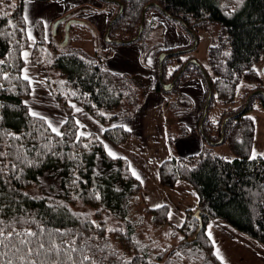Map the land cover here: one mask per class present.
Returning <instances> with one entry per match:
<instances>
[{
    "label": "trees",
    "instance_id": "16d2710c",
    "mask_svg": "<svg viewBox=\"0 0 264 264\" xmlns=\"http://www.w3.org/2000/svg\"><path fill=\"white\" fill-rule=\"evenodd\" d=\"M234 1L235 5H229L228 0H98L95 9L89 5L79 9L92 15L105 12L108 25L122 4L123 11L113 22L110 36L122 33L127 39L137 35L143 9L150 2L181 18L183 24L151 5L145 12L142 33L130 42L141 43L143 60L149 50L158 49L153 57L156 79L151 88L162 93L163 82L173 81L191 57L184 55L183 59L186 52L167 55L160 79L161 52L178 49L161 46L160 38L153 42L158 34L161 37L163 21L181 23L196 35L212 22L218 23L217 40L209 47L213 74L189 63L174 80L173 90L192 77L205 81L197 122L200 127L209 85L208 111L215 94L223 103L233 104L238 83L258 78L255 64L264 52V0ZM109 2L117 6L116 11L102 8ZM55 21L47 31L43 20L38 19L31 40L22 0L0 2V152L6 154L0 157V207L4 208L0 219L18 220L14 231L27 227L40 233V239L59 230L53 239L64 247L69 242L74 244L77 250L70 255L76 264H81L82 254L94 264H226L216 254L207 232L212 218L222 219L264 244V157L250 156L255 131L250 111L255 98L264 106V95L253 94L246 110L230 117L224 127V117L240 111L247 97L237 110L225 109L217 123L207 113L199 130L209 140L228 137L236 157L204 151L161 162L163 186L172 187L185 179L199 196L198 207L188 209L184 222L175 225L169 221L168 204L150 207L143 201L142 183L128 159L112 156L101 137L81 129L73 113L75 105L82 107L105 125L106 139L114 144L125 142L131 131L118 121L139 109L141 78L107 69L99 53L87 56L65 49L61 42L67 22L71 21L69 30L88 22L83 16L71 14ZM31 44V62L47 70L51 91L67 113L58 128L62 135L51 131L45 116H33L26 102L32 82L24 79V50ZM173 60L178 64L167 75V63ZM146 79L153 82L152 77ZM139 201L144 205L141 208ZM0 252L6 253L0 256V264L65 260L68 255L37 256L23 247L19 252L11 248H0Z\"/></svg>",
    "mask_w": 264,
    "mask_h": 264
},
{
    "label": "rangeland",
    "instance_id": "374dc122",
    "mask_svg": "<svg viewBox=\"0 0 264 264\" xmlns=\"http://www.w3.org/2000/svg\"><path fill=\"white\" fill-rule=\"evenodd\" d=\"M22 2L24 14L29 25V36L31 40L34 39L33 25L38 19L43 20L47 31H49L58 18L61 20L67 19L71 14L83 16L88 22L82 25L76 24L71 27V29L67 30L61 44L64 43L65 49L67 50L76 49L87 56H93L95 53H99L107 69L121 72L129 77L132 75L140 77L142 84L138 87L139 106H143L145 101L149 99L151 96L150 91L154 90L151 87H153V83L156 79L153 57L158 49L149 50L147 58L143 60L141 43H117L106 40L105 33L108 27L106 24L107 14H104L105 12L93 13L94 15L86 14L85 11L81 12L79 9L87 5L93 6L91 9H95L94 7L100 4L98 0H22ZM230 3L231 5L236 4L234 0H228L229 5ZM116 7L115 4L109 2L103 4L102 8L108 11L115 9L116 11ZM219 28L220 25L218 23L212 22L207 29L199 30L197 32L198 43L196 47L186 52V54H182L183 59L185 58L184 55H190V58H195L204 70L213 74L209 62V47L217 40ZM161 33V37H159V34L158 36L156 34L157 37L154 38L153 42H156L160 38L162 39L161 46L164 47L174 46L178 47V49H186L194 43L193 34L185 29L181 23L175 21L165 19L162 23ZM111 38L127 40L126 35L122 33L112 34ZM151 45L153 44L151 43ZM31 46L32 44L24 50L26 64L23 74L32 82V92L26 102L30 105L32 112L45 116L52 127L59 128L61 122L66 118L67 113L65 109L58 104L51 91L47 80V70L31 62ZM137 50L141 52L140 57L136 55ZM25 53H27V56H25ZM135 57H138L141 61L142 69H139L138 61ZM188 60L189 59H187V61ZM177 64L178 61L176 60L168 62L166 74L169 75ZM255 67L257 69L258 78L255 80L242 79L238 83L235 93V102L233 104L223 103L220 98H218L217 94H215L214 103L208 111V118L213 123L218 122L225 109L237 110L242 105L244 97H247L250 92L257 88L264 90V52L255 64ZM150 76L153 78V82L152 79L150 81L146 79L147 77L151 78ZM196 79L201 78L192 77L181 83L176 90H173L172 87L170 90H165V93H162L165 102V114L168 118V139L175 156L188 157L199 154L200 152L210 151L211 153L219 154L226 158H234L237 154L231 148L228 137L221 136L216 140H209L199 131L200 127L197 126L194 119L195 114L199 111V102H197L199 98L193 92L195 89L194 81ZM165 83H163V88ZM246 93H248V95H246ZM135 114L136 113H134V115ZM250 115L255 120V131L250 156L255 157L260 155L264 157V106L257 98L253 100V109L250 111ZM87 116V118L81 116V119L87 125L86 129H91L96 135L98 133L100 134L103 127H100L98 130L95 124L100 125L101 123L90 115L87 114ZM123 118L124 117H121L118 122L121 123ZM224 118L227 117L225 116ZM89 120H92V123H89ZM224 120L225 119H223V122ZM193 130L201 134L202 141L204 142L202 147H197V143L192 137ZM100 135L103 137V140H107L104 136V131L103 134ZM105 145L107 151L110 153L114 151L116 153L122 152L121 147H117L110 142ZM138 204L139 207L144 206L141 201H139Z\"/></svg>",
    "mask_w": 264,
    "mask_h": 264
},
{
    "label": "crops",
    "instance_id": "0c3cea01",
    "mask_svg": "<svg viewBox=\"0 0 264 264\" xmlns=\"http://www.w3.org/2000/svg\"><path fill=\"white\" fill-rule=\"evenodd\" d=\"M140 54L141 52L137 50L136 55L140 57ZM135 58L138 61L139 69H142L141 61L138 57ZM194 86L193 92L199 98L197 100L199 111L194 116L197 124L206 83L202 78L196 79ZM150 92L151 96L134 116L122 119L120 124L131 131L130 137L125 142L114 144L108 139L103 140L100 134H103L105 125L102 123L95 124L98 130L103 127L102 132L97 135L102 138L104 144L110 142L121 147L122 152L114 151L112 153L115 155L112 156H122L128 159L132 172L142 183L141 197L147 206L157 207L168 204L170 207L169 221L175 225H181L184 222L186 211L198 207L199 196L194 186L185 179L177 180L172 187L163 186L160 182L159 166L161 162L175 156V153L168 139V118L165 114L164 96L157 90ZM73 113L81 125V129L87 133L92 132L91 129H86L87 125L81 119V116L87 118V114H90L78 105L74 106ZM89 123H92V120H89ZM192 133L197 147H202L204 142L201 134L195 130ZM207 232L211 233L209 236L214 241L216 254L226 264H264V244L222 219L212 218L207 224Z\"/></svg>",
    "mask_w": 264,
    "mask_h": 264
},
{
    "label": "snow or ice",
    "instance_id": "6c2138e0",
    "mask_svg": "<svg viewBox=\"0 0 264 264\" xmlns=\"http://www.w3.org/2000/svg\"><path fill=\"white\" fill-rule=\"evenodd\" d=\"M0 2H2V0H0ZM25 56H27V53H25ZM24 79H28V77L25 76ZM77 111L80 110L77 109ZM32 115L36 116L38 114L36 112H33ZM51 131L53 133H56L57 135H62V133H60L59 129L56 127H51ZM77 139H79V137H77ZM110 154L115 155L114 153H110ZM5 155H6L5 153L0 152V157H3ZM0 171H2V169H0ZM133 174L135 175V173ZM3 213H4V208L0 207V214ZM16 223H19V221L15 219L13 220V222H6L0 219V248H11L14 249L15 252H19L20 248L23 247L24 249H26L28 253L35 252L37 256L41 254L45 256L54 255L57 258L60 257L62 254H68L66 255L65 260H59V259L48 260V261L32 260L31 264H76V261L73 260L70 255L72 251L77 250L74 244L72 242H69L68 247H64L63 243L61 244L55 243L53 237L59 232V230H56V232L45 233L46 238L40 239L39 238L41 235L40 233L36 231H31L27 227H23L22 230L18 232L14 231ZM208 234L211 235L210 232ZM17 245H19L20 247H17ZM3 255H6V253L0 252V256ZM84 261H88V264H94V262L90 257L82 254L81 264H83Z\"/></svg>",
    "mask_w": 264,
    "mask_h": 264
},
{
    "label": "water",
    "instance_id": "95a60500",
    "mask_svg": "<svg viewBox=\"0 0 264 264\" xmlns=\"http://www.w3.org/2000/svg\"><path fill=\"white\" fill-rule=\"evenodd\" d=\"M151 5H156V6H158V7H159L161 10H163V11L165 12V14L168 15L169 17H171V18H173V19H175V20H177V21H179V22H181V23L183 22V21L181 20V18L176 17V16H173V15H171L170 13H168L167 11H165V10L163 9V7H162L161 5H159L158 3H156V2H150V3L146 4L145 7H144V9H143V12H142V20H141L140 27H139V30H138L137 35L134 36L133 38H130V39H127V40L113 39V38H111V36H110V30H111L112 24H113V22L115 21V19H116V18L119 16V14L123 11V6H122V4H120L118 11L116 12V14L113 16V18L110 20V22H109V24H108V27H107V30H106V33H105L106 40H108V41H113V42H117V43H130V42H132L134 39H136V38L142 33L143 25H144L145 12H146L147 8H148L149 6H151ZM70 23H71V22H68L67 25H66L67 30H68V27H69ZM182 24H183V23H182ZM189 31H190V30H189ZM190 32L193 34V37H194V43H193L192 46H190V47H188V48H186V49H177V50H173V51H163V52H161V54H160V56H159V72H160V79H161V80H162V63H163L164 58H165L167 55L170 56V55L177 54V53L188 52V51H190V50H192V49H194V48L196 47V45H197V43H198L197 35H196V33H195L194 31H190ZM64 42H65V40H64ZM62 45H64V43H62ZM189 63H195V64H197L198 66H200L201 70L205 73V70L202 68L201 64H200L195 58H191V59H189L187 62H185L183 68H182L181 71L177 74V76L174 78V80L179 76V74L185 69V67H186ZM174 80H173V81H170V82H167V83H165V82L162 81L163 83H165L164 89H165V90H170V89L174 86ZM257 92H260V93H262V94L264 95V90H263V89H259V90H255V91L251 92V93L247 96L246 101H245V103H244V105H243V107L241 108L240 111H238L237 113H235V114H233V115H229V116H227V118H224L225 120H224V122H223V127H224V124L226 123V121H227L230 117L235 116V115H239V114H241L242 112H244V111L246 110V107H247V105H248V102H249L251 96H252L253 94L257 93ZM211 94H212V90H211V87H210V85H209V87H208V93H207V98H206L205 105H204V109H203V113H202V118L200 119V129H201V130H202L203 122H204V120H205V118H206V116H207V113H208V104H209L210 99H211ZM223 127H222V129H223ZM222 137H223V135H222Z\"/></svg>",
    "mask_w": 264,
    "mask_h": 264
},
{
    "label": "flooded vegetation",
    "instance_id": "af4514ba",
    "mask_svg": "<svg viewBox=\"0 0 264 264\" xmlns=\"http://www.w3.org/2000/svg\"><path fill=\"white\" fill-rule=\"evenodd\" d=\"M190 59V58H189ZM256 90H259L258 88ZM251 93V92H250Z\"/></svg>",
    "mask_w": 264,
    "mask_h": 264
}]
</instances>
